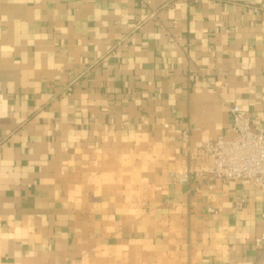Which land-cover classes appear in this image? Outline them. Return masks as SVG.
<instances>
[{
    "label": "crops",
    "instance_id": "obj_1",
    "mask_svg": "<svg viewBox=\"0 0 264 264\" xmlns=\"http://www.w3.org/2000/svg\"><path fill=\"white\" fill-rule=\"evenodd\" d=\"M234 105L264 0H0V264H264V194L201 176Z\"/></svg>",
    "mask_w": 264,
    "mask_h": 264
},
{
    "label": "built area",
    "instance_id": "obj_2",
    "mask_svg": "<svg viewBox=\"0 0 264 264\" xmlns=\"http://www.w3.org/2000/svg\"><path fill=\"white\" fill-rule=\"evenodd\" d=\"M233 123L229 138L219 136L206 141L202 153L212 158V164L203 178L225 182H251L264 194V129L239 106H231ZM188 140V132L183 133ZM257 247L264 248V236L256 240Z\"/></svg>",
    "mask_w": 264,
    "mask_h": 264
}]
</instances>
